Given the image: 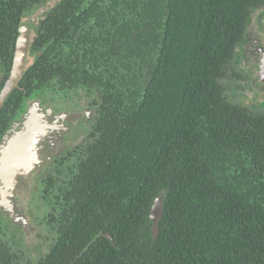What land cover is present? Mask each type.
<instances>
[{
    "label": "trees",
    "instance_id": "trees-1",
    "mask_svg": "<svg viewBox=\"0 0 264 264\" xmlns=\"http://www.w3.org/2000/svg\"><path fill=\"white\" fill-rule=\"evenodd\" d=\"M49 1L0 0V91L21 22ZM261 1L58 0L38 15L0 142L46 90L82 94L91 116L39 178L46 249L24 257L0 227V264H264V112L222 83Z\"/></svg>",
    "mask_w": 264,
    "mask_h": 264
},
{
    "label": "rangeland",
    "instance_id": "rangeland-1",
    "mask_svg": "<svg viewBox=\"0 0 264 264\" xmlns=\"http://www.w3.org/2000/svg\"><path fill=\"white\" fill-rule=\"evenodd\" d=\"M57 1L50 0L43 7L49 4V9ZM43 7H36L31 14L37 12L36 15L43 14V11L46 10H43ZM27 55L26 66H29L33 57L30 54ZM249 70L251 69L247 66L243 67L242 63L236 60L227 66L226 76L222 81L226 95L237 104L246 105L255 112H264V101H260L258 88L250 81L251 79L242 75L248 73ZM238 73L241 75L238 76ZM37 107L46 113L48 122L52 125L36 137L34 145L29 151V161L18 163L13 169V181L10 184V189L6 192L5 200L8 205H11L10 207L17 218L11 220L0 203L2 237L8 241L12 248H18L27 258L37 257L40 252H43L50 238L49 232L40 222L41 216L46 211V205L41 198L42 184L39 174L53 158H58L66 150L85 140L86 131L83 121L91 116L90 114L85 116L82 113L87 108L82 94L77 96L74 93L65 94L51 89L41 93L38 99L29 101L27 109L13 121L10 129L1 138L0 192L4 188L5 182L1 166L6 148L33 121L31 110ZM49 108L51 113H49ZM77 112L82 114L77 116ZM59 115L60 117H57ZM16 224L20 226H15Z\"/></svg>",
    "mask_w": 264,
    "mask_h": 264
},
{
    "label": "water",
    "instance_id": "water-1",
    "mask_svg": "<svg viewBox=\"0 0 264 264\" xmlns=\"http://www.w3.org/2000/svg\"><path fill=\"white\" fill-rule=\"evenodd\" d=\"M48 6L49 4L43 7L42 9L45 10L48 8ZM36 14H38V12ZM36 14L22 21L19 26L14 48V55L11 64L10 76L7 79L4 87L0 91V109L8 95L17 86L19 78L23 73V70L27 67V54L33 34V30L31 27L36 23V20L38 19V15ZM49 113H51L50 108ZM82 113H84V115L86 116L89 111L84 110ZM82 113L77 112V116ZM31 114L33 115V121L27 125L24 132L20 136L13 139L8 144V147L6 148L5 154L2 158L1 168L5 176V182L3 186L4 188L0 192V203L4 206V210L6 211L7 216L11 220L16 219L17 217L15 216L12 207H10L11 205H8V203L6 202L5 196H7L6 192L10 189V184L13 181V169L18 163L29 161V151L33 147L36 137L38 136V134L42 133L46 128H49L52 125L47 121V119H45L46 113L43 112L41 108L37 107L32 109ZM60 115L57 117H60ZM166 191L167 189H162L157 193L150 208L149 217L153 221L151 227L153 237L158 231L157 222L159 221L162 214L163 199L166 194ZM17 220L20 221V219ZM103 235L106 236L108 239L112 240V237L108 232L104 233Z\"/></svg>",
    "mask_w": 264,
    "mask_h": 264
},
{
    "label": "flooded vegetation",
    "instance_id": "flooded-vegetation-1",
    "mask_svg": "<svg viewBox=\"0 0 264 264\" xmlns=\"http://www.w3.org/2000/svg\"><path fill=\"white\" fill-rule=\"evenodd\" d=\"M235 60L241 62L243 67L247 66L251 69L242 75L251 79L250 81L259 90L260 101H264V0L257 7L252 8L242 41L235 47L231 62ZM240 75L241 73H238V76ZM47 167L39 174L41 177L45 175Z\"/></svg>",
    "mask_w": 264,
    "mask_h": 264
}]
</instances>
